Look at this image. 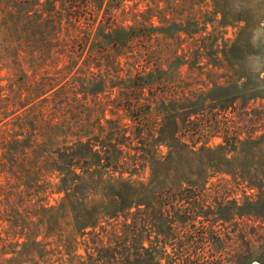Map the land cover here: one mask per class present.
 <instances>
[{
  "label": "trees",
  "instance_id": "trees-1",
  "mask_svg": "<svg viewBox=\"0 0 264 264\" xmlns=\"http://www.w3.org/2000/svg\"><path fill=\"white\" fill-rule=\"evenodd\" d=\"M127 1L0 0V264H232L202 190L231 174L264 206V0Z\"/></svg>",
  "mask_w": 264,
  "mask_h": 264
},
{
  "label": "rangeland",
  "instance_id": "rangeland-1",
  "mask_svg": "<svg viewBox=\"0 0 264 264\" xmlns=\"http://www.w3.org/2000/svg\"><path fill=\"white\" fill-rule=\"evenodd\" d=\"M136 0L127 1L128 4H134ZM212 0H205V2H211ZM263 0H252L254 5L260 4ZM201 3V2H200ZM191 4V3H190ZM145 2H141L138 5L139 8H144ZM187 10H189V2L186 4ZM205 6V5H204ZM128 7L126 12H122V8H115L114 11L117 13L118 21L124 22L127 24H134L137 22V18H142L141 14H136L133 9ZM104 13V8L100 11L98 21L94 24L93 29H97L100 19ZM188 14V11H185V15ZM156 21H158L156 19ZM213 26H218V29L227 30L226 36L234 37V32L237 31V26H233L232 24H228L227 26L219 25V24H209V29H212ZM264 33V30L258 29L255 34L252 36L253 40H259ZM249 66H253V68H260L263 65V60L261 58L252 59L248 61ZM189 66L185 65V70H187ZM4 74L8 72V69L5 68L2 71ZM264 76V71L262 73ZM217 77V74L213 75ZM204 78L206 76L204 75ZM8 80H4L3 83H6ZM263 103V104H262ZM262 104V105H261ZM238 108L235 111H230V116H233L239 120L240 129L243 135L249 134L251 131L257 129L255 134L258 135L262 131L261 122L256 120H250L252 114H248L246 111V107L243 106V102L239 104ZM252 107H262L264 106V99H257L256 101H251L249 103ZM250 108V109H251ZM110 115V114H109ZM1 116V114H0ZM5 120L0 122V136L6 132L9 126H4ZM222 140L221 136H216L213 139L214 143H217ZM165 150L166 146H162ZM222 177H226L228 179L233 178L231 174H216L213 176V183L208 184L209 186L206 189H203V197L200 201V205H204V208L208 210L209 217L212 221H214L217 225L221 226L224 232H229L232 236V240L234 241L233 248L234 254L232 257V264H253L260 263L264 264V248H259L254 245L250 246L245 239H252L256 243H260L264 241V216H257L255 213L258 212V208L253 202H251L249 195H253L256 197V193L259 191L257 187L250 188L246 183L238 182L239 180H232L231 182L222 181L219 182V179ZM60 195L55 192L50 196V202L56 203L59 200ZM205 203V204H204ZM203 216H201L202 218ZM5 234V233H4ZM244 235L245 238H244ZM156 238V231H152V239ZM167 243L166 248L167 251L174 256V253L178 250V245L176 248L170 243ZM85 245H82L81 252L85 253L84 249ZM57 257V255L55 256ZM64 259L68 260V255L65 254ZM171 261V256L169 260L164 257L162 259V264H167ZM176 264H182V259H177Z\"/></svg>",
  "mask_w": 264,
  "mask_h": 264
},
{
  "label": "water",
  "instance_id": "water-1",
  "mask_svg": "<svg viewBox=\"0 0 264 264\" xmlns=\"http://www.w3.org/2000/svg\"><path fill=\"white\" fill-rule=\"evenodd\" d=\"M253 264H260V263H253Z\"/></svg>",
  "mask_w": 264,
  "mask_h": 264
}]
</instances>
